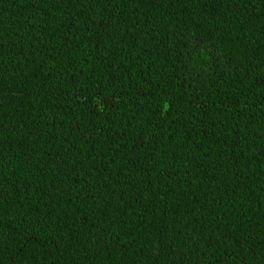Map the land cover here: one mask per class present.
I'll use <instances>...</instances> for the list:
<instances>
[{"label":"trees","instance_id":"1","mask_svg":"<svg viewBox=\"0 0 264 264\" xmlns=\"http://www.w3.org/2000/svg\"><path fill=\"white\" fill-rule=\"evenodd\" d=\"M0 264H264V0H0Z\"/></svg>","mask_w":264,"mask_h":264}]
</instances>
